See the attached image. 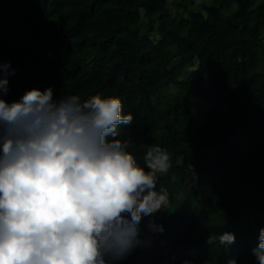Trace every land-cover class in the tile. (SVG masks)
Here are the masks:
<instances>
[{
  "label": "trees",
  "instance_id": "1",
  "mask_svg": "<svg viewBox=\"0 0 264 264\" xmlns=\"http://www.w3.org/2000/svg\"><path fill=\"white\" fill-rule=\"evenodd\" d=\"M263 27L264 0H215L204 10L187 1L175 11L167 0H0V62L15 68L0 96L11 102L50 85L54 99L118 95L133 120L115 138L141 165L149 148L169 154L156 184L168 207L141 217V243L113 264H257ZM170 82L178 93L156 105ZM194 97L213 102L199 122ZM225 230L236 237L227 246L216 239Z\"/></svg>",
  "mask_w": 264,
  "mask_h": 264
},
{
  "label": "clouds",
  "instance_id": "2",
  "mask_svg": "<svg viewBox=\"0 0 264 264\" xmlns=\"http://www.w3.org/2000/svg\"><path fill=\"white\" fill-rule=\"evenodd\" d=\"M0 69L7 92L15 68L4 61ZM122 107L118 95L54 99L51 85L11 102L0 96V264H113L141 243V217L169 205L156 184L171 161L157 145L145 167L115 138L133 120ZM235 238L216 237L225 246ZM251 251L264 264V226Z\"/></svg>",
  "mask_w": 264,
  "mask_h": 264
},
{
  "label": "rangeland",
  "instance_id": "3",
  "mask_svg": "<svg viewBox=\"0 0 264 264\" xmlns=\"http://www.w3.org/2000/svg\"><path fill=\"white\" fill-rule=\"evenodd\" d=\"M168 1V7L175 11L177 9L178 3L180 2H190V5L192 8L197 9H205L207 5H211L215 2V0H167ZM236 5H234L230 11L234 10ZM262 41L260 44V54H261V61L259 64V70L264 71V27L262 29ZM197 63L195 64V66ZM185 76V75H184ZM179 85L175 82L168 83L163 90L159 93L158 96L154 98V102L156 105L162 104L164 101H166L169 97L175 95L179 91ZM213 105V102L201 97H194L192 100V106L194 108L196 121L199 122L202 120L204 113L211 108ZM195 121V125H196Z\"/></svg>",
  "mask_w": 264,
  "mask_h": 264
}]
</instances>
